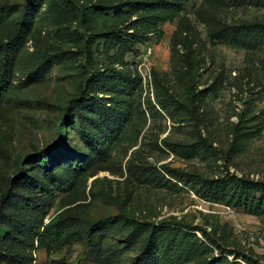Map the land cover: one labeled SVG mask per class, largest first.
<instances>
[{"label":"rangeland","instance_id":"1","mask_svg":"<svg viewBox=\"0 0 264 264\" xmlns=\"http://www.w3.org/2000/svg\"><path fill=\"white\" fill-rule=\"evenodd\" d=\"M73 1L0 0V264H146L126 218L189 231L157 264H264V43L215 38L264 7Z\"/></svg>","mask_w":264,"mask_h":264},{"label":"trees","instance_id":"2","mask_svg":"<svg viewBox=\"0 0 264 264\" xmlns=\"http://www.w3.org/2000/svg\"><path fill=\"white\" fill-rule=\"evenodd\" d=\"M68 1L74 3L73 0ZM228 2H231L233 5L234 3H237L239 5L251 4L264 7V0H228ZM238 34L243 35V45H247V47H256L264 43V26L262 25L242 24L240 26H237L236 28L229 27L228 29L222 32H215V38H218L220 40H229L233 45H235L241 43L240 41H238ZM259 36H261L262 40L259 39ZM138 85L139 84H133V87L136 88ZM126 89L127 88H124V90ZM3 95L4 94L0 93V97H2ZM240 187L243 189V193H241L239 201H243L246 208L250 209V211L252 212H255L260 209L262 201H260L259 204H256V199L251 195V192L255 191V189L259 187V192L264 194V186H257L251 184L250 182L242 181ZM7 204L8 202L4 203L3 206L0 208V221H2V215L5 214V217H8L7 210H5ZM9 218L13 220L14 215L9 216ZM126 221L130 222L133 225L132 230L134 233L148 232L149 236L151 237L145 257L146 264H157L156 260L160 262L162 258H164V260H170L174 258L182 259L188 255V252L184 248V246H189V244L186 243L187 233L184 232L189 231L179 229L177 226L176 228L169 227V225H167L166 223L155 225L153 223L140 222L130 218H126ZM103 223V221H100L94 224L92 230L94 231ZM21 226L23 227V232L20 236L21 238H23L22 240L28 243L34 241L35 237L39 234L41 229V225H39L38 222H36L35 220L22 221ZM184 228L188 230H193V228L188 225H185ZM44 235L48 239L50 244L57 246L64 244V242L69 239L66 234V226L60 221V218H55L45 226ZM16 238L18 237L14 236L13 233L7 234V237L4 240L6 248L7 245L10 244V242H13V240H15ZM162 248H164V250L160 251ZM24 258L25 257H20V259Z\"/></svg>","mask_w":264,"mask_h":264}]
</instances>
